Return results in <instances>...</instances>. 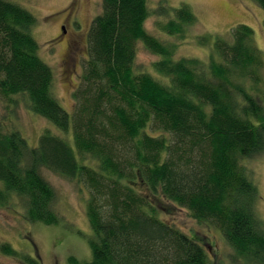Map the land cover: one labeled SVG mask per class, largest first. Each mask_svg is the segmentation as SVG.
I'll return each instance as SVG.
<instances>
[{"label":"trees","instance_id":"trees-1","mask_svg":"<svg viewBox=\"0 0 264 264\" xmlns=\"http://www.w3.org/2000/svg\"><path fill=\"white\" fill-rule=\"evenodd\" d=\"M253 1L264 11V0ZM152 13L163 17L157 29L179 40L196 22L185 3L162 0L153 10L148 0H101L69 115L38 54L35 17L0 0V98L10 107L21 101L63 133L44 130L30 146L0 121V205L16 196L26 220L56 224L45 169L88 192L90 259L68 257L67 264H222L209 257L205 240L161 217L165 206L216 229L232 264H264L258 191L242 164L264 154L263 55L254 31L237 24L199 39L208 45L206 60L175 58V43L146 30ZM138 44L159 58L151 71L135 68ZM0 249L18 254L8 244Z\"/></svg>","mask_w":264,"mask_h":264},{"label":"rangeland","instance_id":"rangeland-1","mask_svg":"<svg viewBox=\"0 0 264 264\" xmlns=\"http://www.w3.org/2000/svg\"><path fill=\"white\" fill-rule=\"evenodd\" d=\"M26 8L36 19L32 36L39 46L38 54L53 72V91L63 109L72 112V92L77 89L88 48V31L93 18L101 11V0H11ZM162 0H148L150 9H158ZM173 7L187 4L196 17L183 40L170 37L156 27L158 14L152 13L145 21L146 30L165 43H175V58L193 57L206 60L207 46L199 44L202 37L225 35L237 24H246L254 31L255 43L263 55L264 79V11L253 0H165ZM212 41V40H211ZM209 40V42H211ZM83 56L85 58L83 59ZM159 58L138 44L135 59L137 70L151 71ZM18 99V98H16ZM10 107L0 98V121L4 128L20 132L30 146H36L44 130L63 133L45 119L34 115L19 101ZM70 134V131L67 133ZM69 145L74 148L71 137ZM87 163L93 164L92 161ZM257 187L258 198L254 209L264 223V154L242 163ZM55 192L53 209L58 222L46 225L31 223L25 218V208L18 197L0 205V245H10L18 254H6L0 249V264H29L24 256L35 258L36 264H67L68 257L81 261L90 259L88 241L91 230L85 215L87 189L75 181L49 170H41ZM160 214L181 232L205 240L203 244L210 258L222 264H232V251L218 231L192 219L184 209L165 206Z\"/></svg>","mask_w":264,"mask_h":264}]
</instances>
